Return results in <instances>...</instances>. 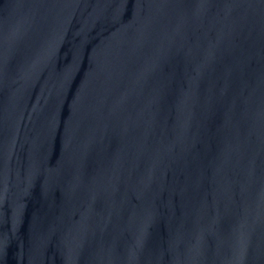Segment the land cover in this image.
Returning a JSON list of instances; mask_svg holds the SVG:
<instances>
[{"label": "water", "instance_id": "1", "mask_svg": "<svg viewBox=\"0 0 264 264\" xmlns=\"http://www.w3.org/2000/svg\"><path fill=\"white\" fill-rule=\"evenodd\" d=\"M0 264H264V0H0Z\"/></svg>", "mask_w": 264, "mask_h": 264}]
</instances>
